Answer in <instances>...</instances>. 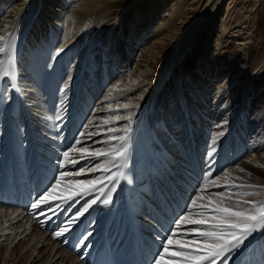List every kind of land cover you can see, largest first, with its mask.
Here are the masks:
<instances>
[{"label":"rangeland","instance_id":"rangeland-1","mask_svg":"<svg viewBox=\"0 0 264 264\" xmlns=\"http://www.w3.org/2000/svg\"><path fill=\"white\" fill-rule=\"evenodd\" d=\"M149 1L150 0H127L126 3L115 9L112 16L114 22L111 23H108V12L106 19L102 22L104 27L102 28L101 26L102 30L95 40V46L88 53H85L84 49L86 48L89 34L96 29L95 17H87L82 23L77 24L75 30L73 29L69 33L63 29L62 24H64L65 21L63 18V23L60 22V25H58V31L56 30L51 36L52 39H55L53 41L52 39L50 40V44H48L49 47L47 45L49 50L55 51L58 47L57 44L59 45L63 41V33H66L65 45L59 46L63 48V51L48 64L43 62L36 64L37 67L35 70L33 69L34 72L32 68L35 66L28 67V64L23 60V56L26 55V47H28L31 42L32 44L36 42V45H34L36 47L32 51V57L35 55L34 53H36V55H38L37 58L39 57L38 59L41 60L43 56L47 55V52L39 49L38 46L44 44L45 42L43 40H45L47 35V37H49L51 34L50 23L53 18L51 15L54 13L51 12L52 8L50 2L45 0H27L25 6L23 5L17 15H13L11 8L8 9V12L6 11L7 9L0 8V29L2 25L7 24L8 31L4 36L7 37L11 34L15 42V60L18 78L16 84L19 88V91L9 88V91L5 93L4 85L0 83V110H2L1 112L4 115L6 113V116L2 113L0 114L1 201L9 196L11 193L10 191H13L14 188L24 190V185L27 180H31L32 183L33 180L37 181V179L40 178L43 183V179L46 177L45 175L52 174L53 170L51 168H53L54 165L56 166L57 160L50 163V160L54 159V156H51L50 149H60V155L68 148L71 142L73 144L74 139L79 137V135L76 136V133L80 134L86 123L90 121L91 123L89 122L90 126L88 125V127H91L93 122L91 121L93 119L92 117L97 115L102 116L101 111H97L95 108L99 105L103 107L106 98L116 96V94H118L117 89L122 91L125 98L124 102L142 104L144 88L147 81L150 83L155 80H159V82L154 86L155 88L152 91L153 96L150 98L147 96L145 101L146 104L142 109L139 108L140 110L137 109V111L135 108L136 111H133L135 114L133 119H135V121H133V127H131V141H129L128 144V151H131L133 142L135 143L137 140V136L133 133L137 131L135 134L138 135L141 128L146 125L150 131L149 141L147 142V148L148 151L149 149L150 151L148 154H145V156L141 155L142 157L140 158V156H138V158L141 159L139 160L140 162L143 161V164L145 163L144 166L146 170H148L150 176L153 177L152 182L156 184V187L154 185V188H156L155 190L157 192L160 191L159 198L161 201L159 208L161 209V207L164 206L162 212L164 209L165 212L171 214L174 208V211L176 210L177 205L180 208L181 206L183 207L193 189L201 182L202 177L208 170L209 161L207 156L210 154L209 145L213 139L215 140V152L211 153V167L214 169L213 175L221 172V170H226L228 175L222 176L220 179L224 181L223 183L225 184L236 183L264 186V0H257L253 7V11L250 15L251 22L249 25H246V30H244L242 34L243 37L227 38L228 41L227 44L224 45L225 49L223 48L222 50V56L228 57V66L224 72L222 71L220 73V77H214L216 73L214 71L215 69L212 70L213 65H211V63H209V67H207L205 71L197 73V71H199L197 66L200 65L201 61L197 58L199 55L197 53L200 52H196V50L209 44L210 41L208 40L214 41L216 35V32L210 36L207 33L212 22L209 21L205 24L203 34L195 41L196 43L192 45L191 50L189 49V51H192L194 48L196 49L193 51V58L185 65L179 64V67L185 71V74H182V70L176 67L177 65L173 67L175 71L179 70L177 74V76H179L178 82L183 91V95L178 98L171 89V86L176 83L175 77L167 72L169 66L173 62L174 55L178 51L175 49V45L170 44L165 48H157L153 51L146 52L141 48V50H137L138 43L136 39H127V35L130 34L132 29L139 28L136 27L138 20L136 14L148 10ZM22 2H24V0ZM14 3L15 1L11 4ZM220 3L221 0H218L215 8L219 10H217L219 16L216 20L222 18L224 8L227 6L226 1L222 2L221 8L219 9ZM75 4L77 3H70L71 7L68 6L69 4L66 5V12H70ZM8 6H10V4ZM194 8H196V5ZM216 10L213 12H216ZM193 12L196 13L197 11L195 10ZM63 15L65 16L66 13H63ZM7 16L12 17L7 19L8 23H2L6 20ZM129 19H133L135 23L134 26L129 22ZM149 21L150 20H146L145 22L147 23ZM196 24L188 31L186 39L195 32ZM214 26H216V24H212L211 27ZM21 27L25 30L23 34ZM20 34H22V37ZM31 34L34 37H32ZM35 34L39 36V38L35 37ZM60 35L62 36L60 37ZM31 38H33V40ZM73 39H75V41ZM29 41H31L30 44H28ZM58 41L61 42L59 43ZM110 41L114 43L111 48H109L110 46L108 47ZM140 56L141 58H139ZM199 57L201 58V56ZM204 61L207 63L208 60L206 61L203 59V62ZM258 63L262 64L259 68L260 70L253 73ZM27 67L28 70L26 69ZM37 68L39 69L37 70ZM25 69L27 72H25ZM142 69L148 71L145 76V82L143 84L140 83L141 81L136 83L131 82L132 77H139V71ZM24 72L26 74H23ZM61 74L63 75L62 78ZM193 74L195 75L193 76ZM115 75L120 79L118 77L116 78ZM257 75L259 76L257 77ZM27 77H29V79L33 78V80L30 79L31 81H29ZM42 78H45L47 82L45 80L44 82ZM182 81H184V83ZM27 88L28 90H26ZM72 88H76V90L73 91ZM29 89L31 90V94ZM52 89L55 91V94ZM44 92L48 95L52 92L54 95L51 97H44ZM25 93L28 94L26 95ZM155 94L156 96L154 98ZM32 97L33 99H31ZM153 98L157 105L152 113L153 119L150 118L147 122L146 116L148 112H151V106L149 104H151L150 101H152ZM26 107L28 108L26 109ZM185 107H187L188 111ZM40 108L42 109L40 110ZM94 110L96 111L94 112ZM24 111L26 113L28 111V115L25 114ZM57 112L63 117L62 120L56 121ZM47 113L48 115H46ZM49 117H51V119ZM52 118L54 119L52 120ZM38 126L41 127L39 128ZM49 126H51V128ZM60 126L62 128H60ZM46 127L47 132H51L53 131L51 129H55L53 131L54 133H52V137H43V140L45 139L43 141L40 139V136H36V133L39 132V129L44 130ZM61 129L63 130L62 133H60ZM73 133L75 134V138ZM220 133L223 134L221 135ZM32 134H34V137ZM38 134H40V132ZM72 139L73 141H71ZM48 141L58 144L55 146H47ZM59 141L61 143H59ZM59 155H57V158ZM163 155L166 156L169 161L177 165L179 173L177 172L176 174L175 170L170 169L173 166L167 167L168 169H166V165H164L163 162ZM73 157H77V155L74 154ZM183 160L189 161L190 166L185 168L181 163ZM241 169L243 171H241ZM44 170H46L45 173ZM155 172H157L158 176L164 174L162 177H165L164 181L166 184L159 185L160 182L157 181V174ZM140 175L142 176V180H139L138 184L142 182L140 183L141 188L147 189V186L142 187L148 183L147 178L145 174L141 173ZM49 177L52 178V175H49ZM237 177H239V179H235ZM145 180L146 183L144 184ZM179 186L180 188H178ZM168 188L170 189L169 191L172 189L173 192L171 191L172 193L170 192L169 194ZM173 188L176 190H173ZM27 190H29V188ZM118 190L119 189L116 191L115 198L111 202L113 205L112 209H108L107 206L99 204L101 211H99L98 215L105 214L106 211H108L107 215L109 216L115 213ZM202 195L206 194L202 193ZM161 196H163V198ZM258 198L264 199V192H261ZM83 203L84 200H80L78 203L75 202L76 205L74 204V206H72L73 210L71 208V210H68V212L72 211L69 215L75 213L77 208H80ZM95 206L96 205H93L89 209L87 217H90ZM68 208L69 206L66 205L65 212ZM159 208H157V210ZM0 210L3 211L6 209ZM8 210L14 211L16 209ZM17 221H19V219L12 222L14 224L12 228L17 226ZM24 221H26V219ZM1 222L2 219L0 220V224ZM12 223L10 222L9 224ZM29 223H27L28 225L23 223L20 230L17 227L12 231L13 233L11 232V234H9L10 232L8 231L5 236L0 238V264H44L48 260V264H61L63 261H68V258L73 261L75 257L68 254L67 251H65L62 261L53 259L54 253L58 248H55L53 252L55 245H52V243L49 245V242H45L46 239H43V236H40L38 242L35 244L37 245L41 242L40 247L29 261L28 256L33 253V247L31 248V246L34 241H30L27 246L23 245L17 253L13 252L15 247L24 239H31L32 235L35 233L37 221L32 224L30 223L31 225ZM24 228H26V231L22 234V231L25 230ZM257 234H259V236L257 235L258 238L257 236L256 238L254 237L256 242L252 239L251 241L253 242L250 243L249 239V242H247L250 244L246 243V247L242 249L245 252L242 255L244 257L242 264H264V239H262L264 233ZM38 251H40L39 256L34 258V255H36ZM80 261V264H84L82 260Z\"/></svg>","mask_w":264,"mask_h":264},{"label":"bare ground","instance_id":"bare-ground-1","mask_svg":"<svg viewBox=\"0 0 264 264\" xmlns=\"http://www.w3.org/2000/svg\"><path fill=\"white\" fill-rule=\"evenodd\" d=\"M13 1H15V3L11 4ZM22 1L23 0H0V8L7 9L6 10L7 12H8V9L11 8V10L13 12V15H17V13L21 10L23 5L25 6V2L27 0H24V2H22ZM45 1H49L50 2V6L52 8L51 12L54 13L53 15H51V17H53L52 21L50 23L51 27L49 26L51 28L50 29L51 34H50L49 37H47L48 36L47 34H44V35H47L45 40H43L45 43L44 44H40L38 46L39 49H42L43 51L47 52V55L43 56V58L41 60L38 59L39 57L37 58L38 55H36V53H34L35 55L32 57V51L36 47V46H34V45H36V42H35V44H32V42L29 41L28 44H30V42H31V44L28 45V47H26L27 48V50L25 51L26 55L23 56V60H24V62H26L28 64V67H34L35 66L34 68H32V70L36 69V67H37L36 64H39V62H41V63L43 62V63H47L48 64L53 59L52 56H53L54 50H49L48 49V47H49L48 44H50L49 42L52 39L51 36L54 34V32L56 30L58 31V29H59L58 25H60V22L63 23V18L65 19L64 24H62L63 25V29L67 33H69L73 29L75 30L77 24L78 23H82L87 17H89V16H94L95 17L96 29L93 30L89 34L88 40H87V44H86V48L84 49L85 53H88L95 46V43H96L95 40H96L97 36H99L98 35V34H100L99 32L102 30L101 26H102V28L104 27L102 22H103L104 19H106L107 13L109 12V14H108L109 15L108 16L109 21H108V23L114 22V18L112 17L113 16V12L115 11V9L117 7L122 6L124 3L127 2V0H59V1H56V0H45ZM225 1L227 3V6H225L223 16L219 20H216L217 17L219 16V13H218L219 10L217 9L218 10L217 11L215 9L216 6H217L218 0H217V2H216V0H156V1H151L150 0L149 3H148L149 7H147L148 10L141 11L138 14H136V17L138 18L136 27H139V28L138 29H135V28L132 29V31H130V34L127 35V39H130V40L136 39L137 40V43H138L137 50L143 49L146 52H150V51H153V50H155L157 48H159V49L163 48V47L165 48L166 46H169L170 44H174L175 45V49L178 50L176 52V54L174 55L173 62L169 66V69L167 71L168 74H171L172 76L175 77V82L176 83L171 86V89L173 90V92L175 93L177 98L181 97L183 95V91H182L181 86H179V82H178L179 76H177V74L179 73V70L175 71V68H173V67L175 65H177L176 67L181 69L179 67V64H184L185 65L187 62H189V60L191 58H193V55H194L193 51L196 50V49L194 48L192 51H189V49L191 50L192 45H194L196 43L195 41L198 40L201 37V35L203 34V32H204L203 28L205 27V24L207 22H209V21L212 22L211 26H212V24H216V26H214V27L210 26V28L208 29V32H207L209 36L211 34H214L215 32H216V35H215L214 41L208 40V41H210L209 44H206L203 48H200V49L196 50V52H200V53H197V54H199L197 58H198L199 61H201V63H200L201 66L200 65L197 66V68L199 69V71H197V73L198 72L201 73L200 71H205L206 68L209 67V63H211V65H213L212 70L215 69L214 71L216 73L214 77H220V73L222 71L224 72V70L228 66V63H227L228 57L227 56H222V50L224 48V45H226L227 41H228L227 38L228 37H230V38L231 37H237V38L240 37V38H242L243 37L242 34H243L244 30H246V25H249L250 22H251V16L250 15H251V13L253 11V7L255 6L257 0H221L220 7L218 6L219 9L221 8L222 2H225ZM74 2H76L77 4H75V6H73V8H71L70 12H68V11L66 12V9H65L66 7L65 6L69 4L68 6L71 7L70 3H74ZM9 4H10V6H8ZM195 5H196V8H194ZM50 6H49V8H50ZM195 10L197 11L196 13L193 12ZM215 10H216V12H213ZM2 12H3V10H2ZM12 12H11V14H12ZM63 13H66V15L64 16ZM11 14H9V15H11ZM11 17L12 16H7L6 20L10 19ZM6 20L3 21L2 23H4V22L8 23V20L7 21ZM146 20H150V21L146 23L145 22ZM129 22L132 24V26L135 25V23L133 22V19H129ZM195 24L197 25L195 27V32L193 34L189 35L187 37V39H186V36L188 35V31ZM144 25H146V26H144ZM7 31H8L7 24L6 25H2V27L0 29V35H4V34L6 35ZM24 31H25L24 28H22V34H23ZM61 32H63V31H61ZM34 33H33V35H34ZM22 34H20V36ZM60 34H62V33H60ZM63 34H64V36L62 37L63 41L61 40L62 41V43H61L62 45L61 44H59V45L57 44V46H64L65 45V42H66L65 39H66L67 34L66 33H63ZM33 35H32V37H34ZM61 36L62 35H60V37ZM29 37H31V36H29ZM35 37L39 38V36H36V34H35ZM41 38H40V40H41ZM31 39L33 40V38H31ZM54 39H52V41ZM73 40L75 41V39H73ZM61 41H58V42L60 43ZM113 44L114 43L112 41H110V43H108V47L110 46L109 48H111L113 46ZM47 45H48V47H47ZM241 45H243V44H241ZM23 52H24V50H23ZM153 54H155V53H153ZM199 56H201V58ZM20 58L22 59L21 56H20ZM139 58H141V56ZM203 59L206 60V61L208 60L207 63H205V61L203 62ZM17 63H18V61H17ZM20 65H18V66H20ZM261 65H262L261 63H258L257 66L255 65L256 67L254 68V72L253 73H255L258 70H260L259 68L261 67ZM28 67L26 68L27 70H28ZM23 69H24V66H23ZM26 69H25V72H27ZM29 69H31V68H29ZM38 69L39 68H37V70ZM34 70H33V72H34ZM181 70H182V74H185V71H183V69H181ZM22 71H24V70H22ZM25 72L23 74H26ZM147 72H148L147 70L144 71L142 69L141 71H139V77L138 78H133L132 77L131 78V82L136 83L138 81H141L140 83L143 84L145 82V76H146ZM32 73H30V74H32ZM194 75L195 74H193V76ZM24 76H27V75H24ZM258 76L259 75H257V77ZM62 77H63V75L61 74V78ZM115 77L117 78L118 76L115 75ZM27 78H28L29 81H31L30 79L33 80V78H30V79H29V77H27ZM17 79L18 78H16V80ZM42 79H43V81L44 80L46 81L45 78H42ZM36 80H37V78H36ZM36 80H35V82H36ZM32 82H34V81H32ZM44 82H42V83H44ZM158 82H159V80H155V81H152L150 83H149V81H147V84L145 85V88H144V96H143V103L142 104H140V103L134 104V103L124 102L125 98L123 96L122 91L117 89L118 90V92H117L118 94H116V96L106 98L105 102H104L105 105H103V107L100 106V105L97 108L94 107L95 109H100L99 111H101V115L102 116H100V115L98 116L96 114L97 116L92 117L93 119L91 121H93V122H92V125H91L90 128L88 127L90 121L85 124L84 129H83L84 136L81 137V139L84 140V141L87 140L85 142L87 144H91L92 147H94V148L101 147L100 144L93 143L94 141H98V140L101 139L100 134L98 133L97 135H94V136H89L88 134L90 132H97L98 131L97 126H102L104 124L105 120H108L109 123H116L115 117L114 116L113 117H109L108 114L110 112H114L116 109H120L122 112L125 111V109H124V105L125 104L128 105L127 111L131 112V113H133V111L135 112L139 108L142 109L143 106L146 104L145 101H146L147 96H148V98L153 96L152 95V91L155 88L154 86ZM182 82L184 83V81H182ZM46 84H48V83H46ZM50 84H52V83H50ZM33 89H32V91H33ZM53 89H52V91H53ZM72 89H73V91L76 90V88H72ZM22 90H25V89H22ZM26 90H28V88ZM34 91H35V89H34ZM29 92L31 94V90ZM54 92L55 91H53V93ZM44 93H45L44 97L45 96L51 97L52 95L55 94V93L53 94L52 92L49 93V95L46 92H44ZM70 94H71V90H70ZM156 94L154 95V98H155ZM23 98H25V97H23ZM154 98L152 99V101H150L151 104H149V105L151 106V112H148V114L146 116V121L150 120V118L153 119L152 113L154 112L155 106L157 105L156 101L154 100ZM31 99H33V97ZM30 107H32V106H30ZM41 107H42V105H41ZM67 107H69V106H67ZM27 108L28 107H26V109ZM135 108H136V110H135ZM41 109L42 108H40V110ZM185 109H187V107H185ZM6 110H5V112H6ZM43 110H42V112H43ZM1 111L2 110H0V114L2 113ZM3 111H4V109H3ZM95 111L96 110H94V112ZM187 111H188V109H187ZM24 113L28 115L29 112L27 111V113H26L24 111ZM46 115H48V113ZM4 116H6V113H5ZM134 116H135V114L132 116V119L134 118ZM49 118L51 119V117H49ZM53 119L54 118H52V120ZM139 119H141V118H139ZM194 119H195V116H194ZM56 121H57V119H56ZM133 121H135V119H133ZM138 121H140V120H138ZM54 122H55V120H54ZM70 122H71V120H70ZM31 123H32V121H31ZM119 123H121V125H122L124 123H127V121L122 119V120L119 121ZM52 124H54V123H52ZM60 124H62V123H60ZM61 126H60V128H62ZM47 127H46V129H44L45 131L39 129L38 131L40 132V134H38L39 132L36 133V136H40L41 140H43V137H50V136L52 137V133H54L53 131H54L55 128L51 129L53 131L47 132ZM49 127L51 128V126H49ZM54 127H55V125H54ZM152 127H153V125H152ZM36 130H37V128H36ZM122 130L123 129H121V131ZM62 131L63 130L61 129V132L60 131L59 132L62 133ZM103 131H104V129H103V127H101L99 129V132H103ZM55 132H57V131H55ZM3 133H5V132H3ZM135 133H137V131H135ZM135 133H133V134L135 136H137V140L135 141V143L133 142L131 151L130 152L128 151V164H127L126 168L124 169V172H125L126 176L131 179V183H128L127 180H121L120 181V184H119V187H118L119 190H118V194H117V198H116V204H115V209H116L115 213L109 216V215H107L108 211H106L105 214L103 213L101 215H98L99 211H101L100 208H99V204L100 203H98L95 206L94 211L91 213L90 217L88 216V218H86L87 214L85 213L86 215L83 216V217H80V222L77 223L72 228V231L67 234V238L70 240V242L72 241V242H74V244H76V241L79 240V238H80V236L82 234H84L86 231H89V230L92 232V235L88 238L89 241H91V245L89 247H87V246L86 247H79L80 251L85 250V248H86V249H88V252H90L96 245H101L102 244V245H109L110 246V245H113L117 241H126L127 244L130 245L129 239H126V237L130 234L133 238L136 239V241H140L142 244H145V246H142L144 248V251L145 252L147 251V254L152 256L158 250L159 241L157 239V236H158L159 233L163 232L162 231V227L168 226L170 221H171V219L176 214H178L179 211L182 208V206L180 208L177 205L176 210L174 211V209H175L174 208L173 212L171 214H169V212H165L164 209H163V212H162V208L164 206L161 207V209L159 208L160 207V201H161L160 198H159V192L160 191L158 190L159 192H157L155 190L156 188H154V185L156 187V184H153V182H152V178L153 177H151L149 172H148V170H146V168L144 166L145 163L143 164V161L142 162L139 161V160H141L140 158L142 156H145V154H148L149 151H150V149L148 151V148H147V142L149 141L150 131L147 128V126L144 125V127L141 128V130L138 133V135H136ZM32 135L34 137V134H32ZM77 135H79V134L76 133V136ZM1 136H3V135H1ZM54 136H56V135H54ZM73 136L75 138V134L74 133H73ZM34 139H36V138H34ZM71 141H73V139ZM129 141H131V139ZM59 143H61V142L59 141ZM56 144H58V143H56V142L55 143H50L48 141V145L47 146H49V145H51V146L54 145L55 146ZM71 144H72V142H71ZM128 144H129V142H128ZM130 145H131V143H130ZM84 146L85 145H83V144L75 145V147H78V148L79 147H84ZM42 147H43V145H42ZM60 147H61V145H60ZM56 148H59V147H56ZM50 150H51V156L52 155L54 156V159L50 160V163H52V161L57 160V157H55V156L59 155V151H61V150L60 149L55 150L53 148L50 149ZM89 151H91V149H89ZM74 154L77 155V157L79 156L78 152L71 153L70 155L73 156ZM138 156H140V158H138ZM163 157H164L163 162H164V165H166L165 166L166 169H168L167 167L173 166L170 169L175 170L176 171L175 173L177 174V172H178L177 165L174 162L169 161L166 156L163 155ZM49 158H51V157H49ZM179 159H181V158H179ZM94 162L95 161H89V160H84L83 161V160H81L76 165V167L78 168L81 165L88 166L90 163H94ZM176 163H177V161H176ZM181 163L183 164V166L185 168L190 166V163L187 160H183ZM178 165H180V164H178ZM51 169L54 170V171H52ZM51 169H49V170H51L53 173L49 174V175H52V178H53L54 174L57 171V168L54 165V168H51ZM45 171L46 170H44V173H45ZM140 172L142 174H145V177L147 178V182L148 183L146 185L142 186V187L147 186L148 187L147 189L146 188L145 189L141 188L140 183H142V182H140L138 184V181L142 180L141 179L142 176L140 175L141 174ZM155 173L157 174V172H155ZM96 174H98V173H93V175H96ZM49 175H45L46 177H45V179H43L44 185H41V187L38 186V183H37L36 187H34L35 182H36V181H34L33 182V188L34 189L37 188L38 191H41L45 187H47V185L52 181V178L49 177ZM169 175H171V174H169ZM162 176L161 175L158 176V174L156 175V177L158 179L157 181L160 182L159 185L166 184V182L164 181L165 177H162ZM68 179L71 180L72 178H68ZM175 180H174V182H175ZM38 181H40V180H38ZM167 182H168V180H167ZM176 182H178V181L176 180ZM218 182L223 183L224 181L220 180ZM27 183L29 184L30 182H27ZM66 183H67V181H66ZM145 183H146V180L144 181V184ZM167 184H170V183H167ZM178 184H179V182H178ZM182 187H183V185H182ZM178 188H180V186ZM14 190H15V188L13 189V191L11 193H13ZM63 190H64V184H62L60 189H58L57 191L60 192V191H63ZM167 190L169 191L170 189L168 188ZM173 190H176V189L173 188ZM171 191H172V189H171ZM171 191H169V194H170ZM24 193L26 195H28L26 193V191ZM115 196H116V193L114 194L113 199L115 198ZM171 196H169V197H171ZM161 197L163 198V196H161ZM14 198H15V195L14 196L10 195L9 197H5L2 201L0 200V209H4L5 202L8 201V200H12L13 202H15L16 203V207H17L16 208L17 210H14L15 212L11 211V210H3V211L0 210V220L2 219V222L0 224V238L5 236L8 231L10 232L9 234H11V232L14 229H16L17 227L20 230L22 228V226H23V223L28 225L27 223H29L30 221H31L30 222L31 224L33 222L37 221V223H36L37 225L35 227V233L32 235V238L29 239V240L24 239L18 246L15 247L13 252L17 253V251H19L23 247V245L27 246L30 241H34L32 246H31V248L33 247V253L28 256V261H29V259L32 257V255L40 247V243L41 242L39 244H37V245H35V244L38 242L40 236L41 237L43 236V239H46L45 242H49V245L51 243H52V245L53 244L55 245V247L53 248V252H54L55 248H58V250L54 253L55 255H54L53 259H55L56 261H62L63 258H64V254H65L66 248L63 247V246L60 247V245L63 244L62 240L64 239V237H60L59 240L55 241L56 238L54 236H52V234H51L52 230L55 227V224L53 223V220H48V222L45 223V225L43 227H41L40 226L41 223H39V221H40V219L42 217H39V218H37V216L34 217V215L32 214L31 210H28V212H30V213L21 212V210L18 209L19 208L18 207V201H17V199H14ZM88 199H91V198L89 197ZM177 203H179V202H177ZM74 204H75V202H73L72 206H74ZM28 206H29V201H28ZM72 206L69 207L67 209V211L63 215H62V212H61L62 216H61L60 219H63V217L67 213L69 215V213L72 212V211L68 212V210L70 208L71 209L73 208ZM112 206L113 205L110 204L107 207H108V209H112ZM157 208H159V209L157 210ZM77 209H79V208H77ZM57 211H59V209ZM4 212H5V214H4ZM17 219H19V221H17V226L12 228V226L14 225L12 222H14ZM25 219H26V221H24ZM42 219H45V218L43 217ZM86 219H87V221H86ZM55 220H57V218ZM94 220H95V222H94ZM131 220H132V222H131ZM10 222L12 224H9ZM19 222H20L21 225L19 224ZM49 225H50V230L45 232L47 226H49ZM89 226H91V227H89ZM24 229L25 230L22 231V234H24V232L26 231V228H24ZM257 235L259 236V234L256 233V234H254L253 237L256 238ZM258 236H257V238H258ZM253 237L249 238L250 239V243L255 241ZM252 238H253V241H251ZM89 241H88V243H89ZM248 242L246 241L245 244L248 243ZM83 243L85 245V241ZM250 243H248V244H250ZM70 248H72V247H70ZM242 249L240 251H238L233 256V260H232L231 264H241V262H240L241 255H243L245 253ZM39 254H40V251H38L36 253V255H34V258L38 257ZM48 261L45 262L44 264H48ZM68 261H66V262L63 261L61 264H63V263H65V264H80L81 263V261L78 260L76 257L73 259V261H71L70 258H68ZM84 264H86V263H84Z\"/></svg>","mask_w":264,"mask_h":264},{"label":"snow or ice","instance_id":"snow-or-ice-1","mask_svg":"<svg viewBox=\"0 0 264 264\" xmlns=\"http://www.w3.org/2000/svg\"><path fill=\"white\" fill-rule=\"evenodd\" d=\"M62 51L63 48L58 46L52 58L59 56ZM16 78L15 42L11 34L7 37L0 35V83H3L5 93L9 88L19 91ZM124 109L123 112L116 109L108 114L109 117H115L116 123L105 120L102 126H97V132L88 134L94 136L99 133L101 139L93 143L100 144L101 147L94 148L82 140V131L73 144L58 156L57 171L52 181L31 199L29 209L37 218H45L39 221L42 225L53 220V216L57 218L59 222L53 220V236L64 237L63 243H67V234L93 205L111 204L121 180L131 183L124 168L128 164V142L134 114L127 111V104ZM62 118L57 112L56 119ZM122 119L127 123L121 125L119 121ZM101 127L103 132H99ZM81 144L85 146L75 147ZM214 145L213 139L207 156L208 170L179 213L158 234V250L148 264H231L233 256L246 247L245 242L249 238L256 233H264V199L258 198L264 192V186L218 182L228 172L221 170L213 175L211 153L215 152ZM74 152H78L79 156L70 155ZM81 160L95 162L77 168L76 165ZM62 184L64 190L58 192ZM80 200H84V203L75 213L66 214L60 219L59 213L65 212L66 205L71 207L73 202L78 203ZM91 235L90 230L82 234L76 241V247H85L83 242Z\"/></svg>","mask_w":264,"mask_h":264}]
</instances>
